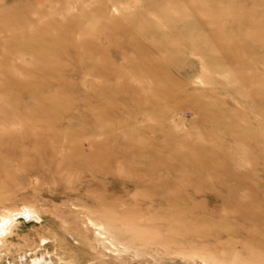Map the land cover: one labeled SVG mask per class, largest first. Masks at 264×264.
<instances>
[{
	"label": "rangeland",
	"instance_id": "374dc122",
	"mask_svg": "<svg viewBox=\"0 0 264 264\" xmlns=\"http://www.w3.org/2000/svg\"><path fill=\"white\" fill-rule=\"evenodd\" d=\"M242 199L264 209V0H0V264H205L226 236L170 249L171 214L214 226Z\"/></svg>",
	"mask_w": 264,
	"mask_h": 264
},
{
	"label": "bare ground",
	"instance_id": "6f19581e",
	"mask_svg": "<svg viewBox=\"0 0 264 264\" xmlns=\"http://www.w3.org/2000/svg\"><path fill=\"white\" fill-rule=\"evenodd\" d=\"M64 31L68 32L67 30H64ZM60 33H62V32H60ZM114 46H116V44ZM119 49L120 48H118V50ZM76 50H78L77 47L74 50L73 48H70L69 46H64V47L59 49V52L64 59H66V58H68V59L73 58L74 59L75 58V60H76V58H77V54L75 53ZM72 52H73V54H72ZM88 59H90L89 56H88ZM155 70L156 71L158 70L157 66H155ZM150 76H151V78H153L155 75L151 74ZM16 77L12 76L8 80L10 82L9 84L11 87H12V84L16 83V81H17ZM6 82H7V80H6ZM24 88H26V87H24ZM24 88H22V89L24 90ZM130 93H131V95H130L131 96V103L132 102H134V103L139 102V104H140V107L139 106L136 107L132 103V107L130 109H132L133 111H134V109L137 111L144 109L143 108L144 107L143 105L145 103V101H143L144 98L141 100V98H139L137 92H136V94L134 92H130ZM125 106H127V105H125ZM51 108H52V106H51ZM46 111H48V110H46ZM49 115H51V114L49 113ZM53 116H55V114ZM51 118H52V116H51ZM51 123H52V120H51ZM158 196L159 195L153 194L147 198L152 200L153 198L154 199L158 198ZM165 197L164 198L161 197L160 199H157V201H159V203H160V204H158L159 206L157 208H154L152 206H150V208H149V210L153 213V215L152 214L151 215H152V220H154V222H156L157 220H162L163 218H165L164 215H168L171 212L175 211L176 206L179 205L175 199L169 198V197H168V199H166ZM181 209H183V207ZM181 212L179 211V213H177V214H171L172 216L169 215L172 218L170 219V221H168L166 223V227L164 226L166 237L173 238V240H171L169 242L170 243L169 245L172 246L170 249L176 248L178 250H183L185 248V244H186L185 242L188 240L187 238H191V239H193V241L197 240L198 238L199 239L204 238V240H205V239L210 238V237L211 238L217 237L216 239H218L223 234L226 236L225 238H227L225 244H223L224 243L223 241H221L222 243L220 241H218V242L223 244V246L225 248H228L229 252H227V253L222 252L221 254H218L217 256H214V257L210 256L207 258V260H203V262L205 264H264V209H261L260 205H258L257 202L254 201V199H250L249 202H247L245 200L241 201L233 210L228 211V214H227L228 216L226 218L224 217L222 220L218 221L216 225L214 224V226H208L207 224L199 225V223L195 219L192 221L191 218L190 219L187 218L188 216H190V215L186 214L187 212L186 213L185 212L181 213ZM16 213L19 214L20 211L7 212L5 216L0 217V247L4 246V243L2 242L3 238H5V236L11 231L12 228L9 229V226H12V224L14 223L13 217L10 216V214L12 215V214H16ZM25 213L26 214L29 213V215L31 217H36L34 211L30 208H28V212H25ZM104 213L98 214V216H96V217H94L95 214H93L94 216H92V214H90V213L86 214L88 216L87 221L89 223H91L92 225L95 224V226H98V228L101 230L100 232H98L99 236H103V237H101V239L98 240L99 243L101 244V246H103L106 250L112 249V251L116 254L117 253L120 254L122 252L128 251L129 249H135L136 250V247L134 246L135 244H133V242L130 241V243H128V242L120 241V240H118V236H117V238H115V236L113 235V232H116L117 229L115 231H110L111 229L108 227V225L109 224L111 225V223H108V225H107L106 222H99V223L94 222V219L100 218L101 215H105ZM103 217H105V216H103ZM231 217L235 221H237L238 223L233 222L234 220L230 219ZM112 224H113V222H112ZM129 225H130V223H129ZM143 227H145V226H143ZM121 228H122V226H121ZM158 229H157V231H158ZM125 231H129V230L126 229ZM125 231L122 230L120 232H125ZM145 231L147 232L148 229H146ZM116 233H114V234H116ZM158 233H159V231H158ZM124 234L126 235V233H124ZM116 235H119V234L117 233ZM120 235H119V239H122V238H120ZM131 235L132 234H130L129 237ZM239 235H242V239H240V240L237 239L239 237ZM172 236H174V237H172ZM135 238L137 239L136 236H135ZM143 238H145V236L142 237V239ZM142 239H140V240L146 241V240H142ZM150 240H151V237H150V239H148L146 241L147 243L143 242L142 245L141 244L140 245L143 247L147 246V248H150L152 245H155L157 247L153 251H159V250H162L164 252L167 251V247L164 244H162L160 242L154 243V242H152V240L151 241ZM153 240H155L154 237H153ZM138 246H139V244H138ZM186 246H188V245H186ZM92 249H94V248H92ZM187 249H189V248H187ZM201 250H202V248H201ZM136 251L139 252L138 250H136ZM142 252H144V251H142ZM202 252H204V251L202 250ZM186 253H187V251H186ZM199 253H200V251H199ZM142 256H145L144 253L142 254ZM184 256H186V255H184ZM140 258H142V257H140ZM31 264H44V263H42L41 260H33L31 262Z\"/></svg>",
	"mask_w": 264,
	"mask_h": 264
}]
</instances>
